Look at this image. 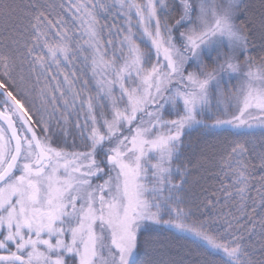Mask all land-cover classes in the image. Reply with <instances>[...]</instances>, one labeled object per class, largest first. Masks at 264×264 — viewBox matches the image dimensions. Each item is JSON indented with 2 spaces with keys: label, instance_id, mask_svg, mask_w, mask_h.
<instances>
[{
  "label": "snow or ice",
  "instance_id": "obj_1",
  "mask_svg": "<svg viewBox=\"0 0 264 264\" xmlns=\"http://www.w3.org/2000/svg\"><path fill=\"white\" fill-rule=\"evenodd\" d=\"M0 264H264V0H0Z\"/></svg>",
  "mask_w": 264,
  "mask_h": 264
},
{
  "label": "trees",
  "instance_id": "obj_2",
  "mask_svg": "<svg viewBox=\"0 0 264 264\" xmlns=\"http://www.w3.org/2000/svg\"><path fill=\"white\" fill-rule=\"evenodd\" d=\"M256 0H253V3H255ZM165 234H168V230H165ZM171 237L174 239V242L180 246H183L185 244H187L188 238L181 233H176L174 230L171 231ZM213 259H217L218 257H216L214 254L211 257ZM192 259V258H189ZM195 259H199V257H195Z\"/></svg>",
  "mask_w": 264,
  "mask_h": 264
}]
</instances>
